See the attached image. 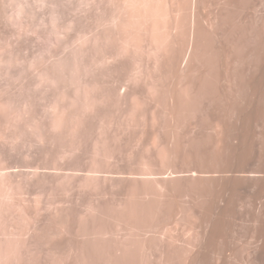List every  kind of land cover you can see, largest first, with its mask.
I'll return each mask as SVG.
<instances>
[{
	"label": "rangeland",
	"instance_id": "obj_1",
	"mask_svg": "<svg viewBox=\"0 0 264 264\" xmlns=\"http://www.w3.org/2000/svg\"><path fill=\"white\" fill-rule=\"evenodd\" d=\"M169 1L0 0V264H264L262 45L185 85Z\"/></svg>",
	"mask_w": 264,
	"mask_h": 264
},
{
	"label": "bare ground",
	"instance_id": "obj_2",
	"mask_svg": "<svg viewBox=\"0 0 264 264\" xmlns=\"http://www.w3.org/2000/svg\"><path fill=\"white\" fill-rule=\"evenodd\" d=\"M210 1L215 3V7L212 9L210 5L208 8ZM172 3L177 5V7L174 5V8H178V17H180V21L182 20L180 25L184 28V31H181L183 34H180L182 43L176 58L177 71L179 70L177 73L180 74L178 77L183 84L191 83L189 77L194 64H196L194 62L196 56H204L211 61L216 56L229 59L227 60L228 66L231 67L232 76L236 80L237 76L240 77L241 74L239 69L241 66L240 54L244 50L248 52V55L255 53L251 45L256 42L262 45L264 51V0H173ZM178 22L179 20L176 23ZM177 37L178 35L172 34L171 38ZM211 63L213 64V62ZM198 67L200 68L199 65ZM201 69H203L202 71L205 70L204 68ZM206 71L204 72L206 73ZM210 72L214 71L210 69ZM255 80L254 76L248 86H253ZM241 167L238 166V168ZM237 171L242 174L241 170Z\"/></svg>",
	"mask_w": 264,
	"mask_h": 264
},
{
	"label": "clouds",
	"instance_id": "obj_3",
	"mask_svg": "<svg viewBox=\"0 0 264 264\" xmlns=\"http://www.w3.org/2000/svg\"><path fill=\"white\" fill-rule=\"evenodd\" d=\"M16 16L22 15V9H18L16 12L13 13Z\"/></svg>",
	"mask_w": 264,
	"mask_h": 264
}]
</instances>
